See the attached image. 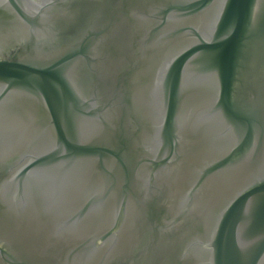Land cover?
<instances>
[{
  "label": "water",
  "instance_id": "95a60500",
  "mask_svg": "<svg viewBox=\"0 0 264 264\" xmlns=\"http://www.w3.org/2000/svg\"><path fill=\"white\" fill-rule=\"evenodd\" d=\"M0 264H264V0H0Z\"/></svg>",
  "mask_w": 264,
  "mask_h": 264
}]
</instances>
